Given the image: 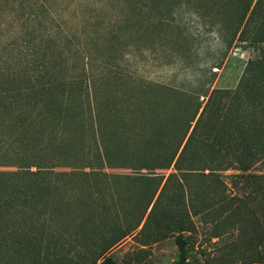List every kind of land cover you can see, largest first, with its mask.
<instances>
[{
	"label": "rangeland",
	"instance_id": "374dc122",
	"mask_svg": "<svg viewBox=\"0 0 264 264\" xmlns=\"http://www.w3.org/2000/svg\"><path fill=\"white\" fill-rule=\"evenodd\" d=\"M237 13L226 0H0V91L13 92L18 115L16 126L0 125V143L13 137L0 148V261L91 264L107 242L116 264L252 259V244L234 241L237 228L214 238L218 215L193 217L189 195L177 199L181 173L166 182L173 167L157 169L211 91L237 88L258 55L261 46L233 36ZM42 100L50 109L36 116ZM254 100L261 109L250 117L264 128V99ZM204 123L197 140L214 131ZM234 174L222 175L226 194L244 199L253 183ZM256 201L247 206L264 220ZM187 212L196 230L179 232Z\"/></svg>",
	"mask_w": 264,
	"mask_h": 264
},
{
	"label": "trees",
	"instance_id": "16d2710c",
	"mask_svg": "<svg viewBox=\"0 0 264 264\" xmlns=\"http://www.w3.org/2000/svg\"><path fill=\"white\" fill-rule=\"evenodd\" d=\"M232 2L237 4L238 11L236 15L237 26L233 30V36L237 37L238 41H248L261 46L257 50L258 55L255 59L247 62L243 77L237 88L234 90L215 89L211 91L187 139V134H184L179 139L173 152L166 156L167 160H165L164 166L157 169L169 170L173 167L172 170L174 171L169 173L166 182L171 176L177 178L176 172L181 173L182 178L178 180L177 199L183 201L186 193L189 195L193 217H205L214 213L218 215L215 221L216 226H214L215 231H218L214 233V238L237 228L234 238L235 243L241 240L249 242L252 244L254 252L253 256L250 257L252 259L244 264H264V220L252 208L247 206L248 202L257 200L261 207L256 211L264 210V168L258 170L256 174L247 173L253 165L257 163L264 164V128H261L259 120H256L257 117H250L251 113L261 109L258 105L259 102L254 104V99L260 101L264 99V0H226V3ZM251 28H253V32ZM12 94L11 90L0 91V113L5 110L7 115L10 114L8 117L5 115L3 119L0 118V125L10 127L16 123L15 119L18 115L12 109L13 105L10 102ZM43 94L44 92H42ZM244 99L251 101V103H249L248 108L244 107V112H238V115H236L234 108L237 107L240 100L244 101ZM40 106L41 113H37L36 116H41L44 111L50 109L44 100H42ZM53 110V112H56L57 107H54ZM31 119L33 118L28 117L23 120V124L27 125ZM202 122L210 124L214 131H210V136L197 140V129ZM12 138V135L8 134L6 144L0 143V148L1 146L7 147ZM195 143L200 145L202 151L189 154V148ZM183 163L187 164V169H183ZM231 170L237 172V174L232 175L233 179L253 183L248 185L253 186V190L245 193L246 198L244 199L236 195L229 196L226 194V186L222 180V175L224 172ZM188 178L194 179L196 183L194 187H190L187 183L183 184V180L187 181ZM254 184H256V188ZM177 193L173 197V201ZM21 200V202H27L25 196L21 197ZM182 205L185 206V204ZM177 207L181 215L187 210L186 207L181 209L179 203ZM3 212L0 206V214H4ZM11 214L13 212L6 215ZM187 216L189 220L187 223L185 221L176 222V225L179 224V232L188 231L187 227H182L186 224H190V230H196L188 212ZM226 224L229 225V228L225 231H222L224 229L219 231V227ZM1 230L11 232L8 225L4 229L1 228ZM115 244V242L104 243L91 264H116L111 257L107 256L108 251ZM176 244L180 253L183 254L184 243L181 238L176 239ZM236 246V244L230 245V247ZM0 264L12 263L0 261Z\"/></svg>",
	"mask_w": 264,
	"mask_h": 264
}]
</instances>
